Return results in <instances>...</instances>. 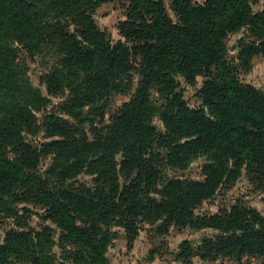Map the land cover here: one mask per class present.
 <instances>
[{
    "label": "trees",
    "instance_id": "trees-1",
    "mask_svg": "<svg viewBox=\"0 0 264 264\" xmlns=\"http://www.w3.org/2000/svg\"><path fill=\"white\" fill-rule=\"evenodd\" d=\"M114 1L0 0V216L16 220L0 234V264H109L113 228L123 227L132 243L145 224L159 237L172 227L214 231L198 245L182 244L187 264L196 256L213 264L246 258L264 264V216L256 209L240 202L197 213L244 169L264 192V89L239 77L264 54V9L255 11L261 0H172L177 22L164 0H126L117 42L93 16ZM242 29L251 36L230 60L226 41ZM16 45L31 58L56 56L40 79L48 97L26 67L20 70ZM178 76L206 79L201 107L176 91ZM118 95L130 98L112 112ZM60 96L62 114L45 109L43 121L45 138L56 139L27 142L17 121L34 135L33 111ZM202 157L209 161L204 180L169 177L168 169L185 170ZM83 175L93 186L78 181ZM18 202L45 209L55 227L22 231ZM55 233L61 262L50 252Z\"/></svg>",
    "mask_w": 264,
    "mask_h": 264
},
{
    "label": "rangeland",
    "instance_id": "rangeland-1",
    "mask_svg": "<svg viewBox=\"0 0 264 264\" xmlns=\"http://www.w3.org/2000/svg\"><path fill=\"white\" fill-rule=\"evenodd\" d=\"M168 15L177 22L179 20L175 11L172 9V0H164ZM197 2H204V0H193ZM129 2L126 0H116L114 2H107L102 4L96 12L93 14L98 27L107 34L108 40L117 42L123 40L120 34L118 26L121 22L127 20ZM264 9V0L260 1V4L255 6V11H262ZM246 36H251L248 29H242L240 32L235 33L229 37L226 41L229 48V58L237 59L240 53V41ZM110 37V38H109ZM18 53V64L20 70L25 72V67L28 69L26 75L30 79L35 88H39L43 96L48 97L47 89L41 84L40 79L44 74L49 73L52 67L55 66L56 56L45 57V55H39L36 58H31L25 48L16 45ZM252 69L250 71L240 70L239 77L244 83L251 84L259 89H264V54H260L253 58ZM136 76V83L133 88L132 94L137 88L138 78ZM204 77L197 78L195 83L187 82L182 76H178L175 79L176 91L182 94L192 107H201L203 105L202 89L205 82ZM130 95H118L112 100L111 111L114 112L121 104L128 101ZM153 98L159 99V94L153 91ZM52 104L46 101H40L37 107L40 110L33 111L36 116L34 125V135H32L27 129L25 121L18 122V131L21 130V135L34 144H40L39 142H50L56 138L46 139L43 121L46 111L61 115V104L65 101L64 97H51ZM46 109V111H45ZM61 113V114H60ZM109 119V114H107ZM63 116V115H62ZM156 124L160 127L163 126L162 122L157 119ZM92 136L90 137V139ZM49 159V158H48ZM42 160L41 167L45 168L50 164V160ZM209 161L206 157H202L199 160L193 162L191 166L185 170L174 168L168 169L169 177L188 178L194 180H204V167ZM80 183H84L88 186H93L92 177L83 175L79 177ZM218 194L211 200L206 201L199 209V214L209 213L217 214L223 209H231L237 203L244 202L247 206L256 209L262 216H264V192L257 190V188L249 181L245 169L243 170L242 177L231 185L220 186ZM15 211L22 216L23 221L27 225V228L22 229L29 230H42L46 225L55 227L51 221L45 220V209L40 206H35L34 202H18L14 204ZM15 219H5L0 216V234L4 238L6 232L12 228H15ZM113 231L116 234L115 240L112 245L108 247L105 252L106 259L109 264H187L183 262L180 257L181 246L185 241H190L194 245L200 244L205 238L212 236L214 231L212 230H195L192 228L180 229L172 227L165 236L159 237L155 234L152 226L145 224L144 228L140 230L136 239L130 243L127 233L123 227L115 226ZM55 245L51 248L50 252L56 254L61 262V248L59 243V233L54 234L53 238ZM258 262L256 259L246 258L245 264H254ZM221 261H218L220 264ZM226 264H236L233 261L225 260ZM21 264V263H16ZM30 264V263H25ZM191 264H213L212 262L204 261L199 256L193 258Z\"/></svg>",
    "mask_w": 264,
    "mask_h": 264
}]
</instances>
